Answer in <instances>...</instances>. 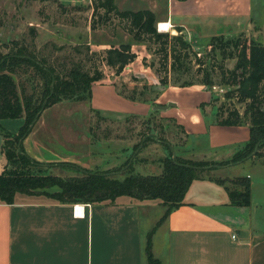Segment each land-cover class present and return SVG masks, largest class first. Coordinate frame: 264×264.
Wrapping results in <instances>:
<instances>
[{"label": "rangeland", "instance_id": "obj_1", "mask_svg": "<svg viewBox=\"0 0 264 264\" xmlns=\"http://www.w3.org/2000/svg\"><path fill=\"white\" fill-rule=\"evenodd\" d=\"M113 2L120 11L149 9L160 22L166 19L171 0ZM93 4V0H0V55L13 47L12 42H17L62 75L68 74L73 66H78L82 72L102 74L101 79L92 85L90 97L78 101L62 100L43 110L30 124L26 136L30 147L28 152L23 146L21 148L29 158L43 164V173L65 178L79 176L78 171L84 170L120 176L124 167L131 164L137 174H159L163 160L170 158L174 161L178 157L181 161L198 165V170H202L200 175L221 180L231 191L240 193L243 191L237 173L240 168L226 171H216L215 168L238 164L249 157L250 162L241 167L242 170L264 177V145L259 141L251 144L245 149L246 155L235 161H230L232 158L201 161L196 153L188 155L177 149L189 144L187 117L192 116L193 120L199 116L204 122L214 124L218 109L222 118L234 110L240 117L243 114V104L224 97L228 88L220 77V68L232 69L235 60H221L219 53L206 45L210 38L207 31H216L214 36L220 35L217 32L221 29L220 24L204 26L197 39L190 40L184 33L185 40L197 52L196 58H203L205 68L211 70L212 84L206 87L198 83L202 77L193 64L187 75H173L171 82L177 79V85L163 86L158 84L154 72L157 62L159 64L155 46L134 42L113 15L104 21L100 8L96 10L95 27L91 29ZM180 17L181 20L184 18ZM251 18V27L232 36H242L264 45V3L261 0H253ZM101 19L106 22V27L102 26ZM156 29L161 33L178 34V29L167 32ZM120 44H129L136 58L117 74L104 65L103 52ZM189 58L194 60L193 55ZM19 73L27 92L40 97L44 88L41 77L31 68H20ZM185 80L192 85H178ZM167 102H175L177 107L166 111L152 109L154 105ZM242 120L239 127L251 130L247 120ZM19 128L4 131L14 135ZM11 134L4 135V139L10 140ZM2 142L4 140L1 145ZM166 144L173 147L174 156ZM196 144L207 147L209 141L202 139ZM178 153L189 159L179 157ZM257 187L258 199L264 202V185ZM48 192L56 190L49 188Z\"/></svg>", "mask_w": 264, "mask_h": 264}, {"label": "crops", "instance_id": "obj_2", "mask_svg": "<svg viewBox=\"0 0 264 264\" xmlns=\"http://www.w3.org/2000/svg\"><path fill=\"white\" fill-rule=\"evenodd\" d=\"M252 4L253 0H171L164 21L169 31L181 30L190 40L211 23L220 24V35H233L251 27ZM207 32L210 37L217 34ZM187 120L189 144L177 149L196 153L201 161L229 160L249 142L247 127L208 124L199 116ZM22 124V118L0 120L6 131ZM202 139L209 141L207 147L197 146ZM27 143V137L19 142L26 152ZM249 162L215 168H240L238 175L249 181L248 205L233 203L225 186L199 175L164 219L166 206L160 200L121 196L61 203L16 193L11 203L0 200V264H149L147 239L159 264H264V202L257 190L264 177L242 170Z\"/></svg>", "mask_w": 264, "mask_h": 264}, {"label": "trees", "instance_id": "obj_3", "mask_svg": "<svg viewBox=\"0 0 264 264\" xmlns=\"http://www.w3.org/2000/svg\"><path fill=\"white\" fill-rule=\"evenodd\" d=\"M93 3L91 29L95 27L94 15L100 8L103 11L104 21L113 15L134 42L155 46L154 51L159 55V64L157 62V67L153 69L158 84L177 85V79L171 82L173 75L178 77L187 75L186 73L194 65L197 67L196 72L202 77L198 83L206 87L212 84L211 70L208 67L205 68L203 58H196L197 52L185 40L181 30H178L177 35L158 32L156 16L149 9L120 11L113 0H93ZM104 21L101 24L106 27ZM12 43L13 47L7 53L0 55V120L23 118L24 122L14 135L0 127L1 139L4 140L0 149V162H2L0 200L2 202L11 203L16 193L43 195L61 203L113 201L118 197L128 196L139 200L162 201L166 206L163 219L167 217L169 211L180 205L191 181L198 178L202 170H198V165L181 161L178 157L174 161L170 158L163 160L159 174H137L131 164L123 165L125 167L120 176L84 170L78 171L79 176L65 178L44 174L43 164L29 158L23 152L22 146L18 145L19 140L28 135L30 124L43 110L62 100L78 101L90 97L92 85L101 79L102 74L101 72L92 74L82 72L78 66H73L68 74L62 75L49 67L45 60H38L26 46H20L17 42ZM206 45L214 52H218L221 60H235L232 69L220 68V77L222 84L228 88L224 97L243 104V114L240 117L234 110L222 118L218 109L216 115L218 126L236 127L241 125L242 119H246L251 127L248 144L236 152L230 160L235 161L246 155L245 149H248L251 144L259 141L264 145L262 140L264 138V45L242 36L233 37L232 35L212 36ZM227 49L231 51L227 52ZM103 54L104 65L117 74H120L136 58L129 44L111 46L104 50ZM190 55H193L194 60L189 58ZM20 68H31L41 77L44 88L40 97L37 98L34 93L27 92L20 78ZM178 85L192 84L185 80ZM10 134L12 138L5 140L4 135ZM166 145L172 152L173 147ZM211 179L225 186L223 181ZM240 179L243 186L242 192L231 191L227 186L225 188L229 191L233 203L246 206L249 202V181L245 177ZM49 188H54L56 192H48ZM146 256L149 264H159L150 252V239H147L146 243Z\"/></svg>", "mask_w": 264, "mask_h": 264}, {"label": "water", "instance_id": "obj_4", "mask_svg": "<svg viewBox=\"0 0 264 264\" xmlns=\"http://www.w3.org/2000/svg\"><path fill=\"white\" fill-rule=\"evenodd\" d=\"M156 28H158V24H156ZM176 103L175 102H167V104L165 105H154L152 107L153 110H159V111H166L171 107H176ZM257 147V146H256ZM0 149H1V136H0ZM172 154L174 156V151L172 150ZM252 155H254V152L252 153ZM249 157H247L245 160H247Z\"/></svg>", "mask_w": 264, "mask_h": 264}, {"label": "bare ground", "instance_id": "obj_5", "mask_svg": "<svg viewBox=\"0 0 264 264\" xmlns=\"http://www.w3.org/2000/svg\"><path fill=\"white\" fill-rule=\"evenodd\" d=\"M169 28H170V25H169L168 22H166V21L158 22V29H159L160 31L167 32V31L170 30Z\"/></svg>", "mask_w": 264, "mask_h": 264}]
</instances>
